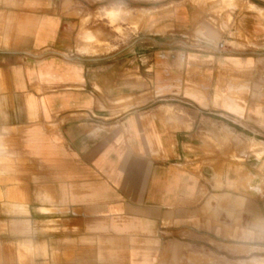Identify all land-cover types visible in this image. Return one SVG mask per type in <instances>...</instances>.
<instances>
[{
	"label": "crops",
	"instance_id": "crops-1",
	"mask_svg": "<svg viewBox=\"0 0 264 264\" xmlns=\"http://www.w3.org/2000/svg\"><path fill=\"white\" fill-rule=\"evenodd\" d=\"M211 4L143 15L103 43L87 0H0V248H20L19 264H196L261 247L264 146L245 126L264 128V89L241 98L264 81L218 78L256 62L210 50ZM248 7L237 28L259 46Z\"/></svg>",
	"mask_w": 264,
	"mask_h": 264
},
{
	"label": "rangeland",
	"instance_id": "rangeland-1",
	"mask_svg": "<svg viewBox=\"0 0 264 264\" xmlns=\"http://www.w3.org/2000/svg\"><path fill=\"white\" fill-rule=\"evenodd\" d=\"M90 4V8L86 10V20L85 26L87 31L95 33L97 40L102 38V42L106 41L104 38H107L110 31L117 33L119 37V42L123 41L122 37L124 34V28L129 27L130 31L137 33L140 27L141 20L143 15L151 14L155 11L162 10H172L176 7L184 5H205L208 2L214 3L211 4L214 6L213 11L208 13V19H202V22L208 23L207 25L211 29V32H208L202 36H205L206 39L212 40L215 42L213 44L215 47H212L210 50L218 53L222 57L230 58H242V59H253L255 60V65L252 68L244 72H236L234 70H229L224 68L220 71V79L229 80V81H244V80H255V81H264V69L261 64L258 63L260 60L264 62V40L260 43L259 46H251L248 44V39L244 34H242L237 28V20L242 15L253 14L249 13L248 9H255L248 7L249 4H254L257 7L261 8L260 17L262 23L264 24V0H205L207 3L203 4L197 0H87ZM118 1L119 6L116 8L119 13L114 22H110L108 17L105 15V11L109 10L107 4L109 2ZM210 5V4H209ZM106 6V7H104ZM236 6V8H235ZM148 8V10H142L141 8ZM235 8L230 10L229 8ZM124 12V13H123ZM215 16V17H213ZM226 17L227 22L221 27L223 33L218 31L217 19L218 17ZM222 19V18H221ZM123 29H122V28ZM118 28V29H117ZM216 28V29H215ZM95 30V32H94ZM218 31V32H217ZM84 40V39H83ZM197 46L191 45L188 51H193L192 48ZM207 50V49H206ZM208 51V50H207ZM198 53V52H196ZM259 61V62H260ZM219 75V74H218ZM261 90L264 88H249L246 90V94L242 96V100L248 102L245 96H249L250 91ZM254 99H250V102L253 103ZM260 101L264 103V96L259 100L255 99L254 102ZM250 103V104H252ZM248 123H254L249 120ZM255 124V123H254ZM246 127V134H249L251 131L254 133L251 139V142H254L256 145L264 146V128H261L255 124L254 128L251 126ZM255 129V130H254ZM251 153H248V155ZM264 210V208H263ZM264 213V211H263ZM261 247H245L244 249L240 248H229L224 249V251H217L215 249L214 254L207 252V254H201L197 256L196 264H264L255 262L259 258H264V220L262 221V227L260 232ZM21 252L20 248H14L13 245H9L8 248H0V264H19L18 254ZM224 254L225 258L218 257V255ZM16 255V262H15ZM29 257H25L23 264H29L27 261Z\"/></svg>",
	"mask_w": 264,
	"mask_h": 264
}]
</instances>
